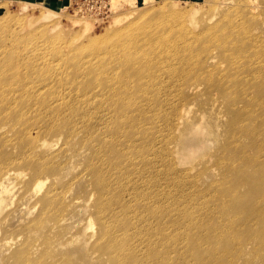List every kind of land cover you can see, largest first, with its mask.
I'll return each instance as SVG.
<instances>
[{
  "label": "rangeland",
  "instance_id": "1",
  "mask_svg": "<svg viewBox=\"0 0 264 264\" xmlns=\"http://www.w3.org/2000/svg\"><path fill=\"white\" fill-rule=\"evenodd\" d=\"M2 1H9L7 2L9 3L8 6ZM22 1L0 0V17L2 15L10 16L12 12L14 14L11 15L15 16L16 14L15 17H7L6 20L9 24L12 23L13 18L36 20L40 15L39 12L50 7L60 11L52 17V20L59 24L58 28L55 29L56 32L52 35L62 30L67 34L84 33L83 36L86 35L87 38L95 37L115 30L126 22L139 24L141 20L148 21L160 17L165 22L166 20L161 14L167 12L171 14L167 17L170 21H166L164 26L165 28L172 26L170 33L174 35L178 33L179 35L184 27L193 32H205L199 43L195 45L192 62L194 65L203 66L195 72L203 71L199 72L196 77H193L195 72L193 74L189 72L187 77L182 76V80L188 82L182 86L171 85L173 81L181 80V78L163 73L161 74L163 76L161 81L158 82L156 79L152 88L155 95L149 94L153 102L147 107V110L152 111V115L156 116L154 122L159 129L157 133L159 138L155 139L156 144L152 150L167 156L169 161L164 164L162 162L157 163L155 160L152 166L140 160L136 163V170L131 167L130 177L133 178L138 172L141 183L138 188H134L133 203L135 210L128 207L125 213H134L135 221L133 223L135 225V222H147L144 217H152L150 214L160 208L150 220L152 227L150 235L144 238V233L141 234L136 248L139 251H145L144 240H163L161 243L154 244L156 247L153 249L152 258L149 259V262L153 264H264V211L259 212L255 208L251 210L246 204L249 192L264 185V100L261 96L263 86L260 83L264 79L262 77L264 73L255 71L258 75L251 79L254 82L251 87H237L235 84L243 81L242 71L230 67L232 82L223 79L227 86L221 91H217L215 88L212 89V82L219 78L218 76L231 75L225 69L228 65L230 66V63L226 59L218 57L217 53H220L218 47L214 49L216 53L214 60H217V63H212L207 52H202L207 47L217 46L209 40L208 27L216 25L219 20L224 19L225 15L232 16V20L236 18L237 21L253 16L251 18L252 23L259 25L255 32L261 34L262 40H264V0H135L133 3L123 2V0H66L55 7L36 0H28L36 3L27 9H25L26 7L23 8L26 4ZM160 1L162 2L160 3ZM33 6L37 7L34 8ZM40 6H44L42 7L44 9ZM6 9L8 10L6 11ZM175 16L183 20L175 21ZM2 20L3 18L0 22ZM171 20L174 21V24ZM51 21H46L45 24L42 21H36L33 27L43 28V24L48 25ZM46 37L47 35H38L33 42L45 41ZM168 39L173 41L175 36H169ZM180 39L181 36H178L175 41ZM236 42L245 43L244 40L240 39H236ZM3 45L4 43L0 42V47ZM142 47L143 50L136 49L151 53L152 48L149 46ZM257 47H251L249 57L253 59L252 62H263L264 42L263 45H257ZM13 55V53H0V72L9 68L6 64ZM51 58H55L53 54H51ZM68 64L72 65L70 62ZM117 67L118 64L114 66L115 69ZM161 68L171 72L165 65L129 62L121 67L123 75L126 76L122 81L129 82L132 90L137 92L139 88L143 87V80L153 77H145L148 74L146 70L148 72L156 70V73L153 74L155 75L161 73ZM174 68H176L175 64L173 70ZM15 70L18 69L12 68L9 71L13 74L14 79L23 81L40 79L38 70H34V74H31L29 78H25L23 71ZM211 72L214 74L211 75ZM87 81L89 79L78 80L76 84L83 85ZM92 82L88 88L95 86V81L92 80ZM161 84L170 87L173 93L160 95L157 92V87ZM57 90L59 91L51 93L52 98L63 97L68 94L62 87ZM180 90L182 98L177 102H172L170 98L173 95L176 96ZM245 90L248 91L245 93ZM40 91L49 94L53 90L49 85H46ZM121 91V88L117 89L115 96H118ZM24 93H20L19 99L26 96ZM74 93L81 97L82 92ZM98 94H100L98 89H93L88 93V96L96 95L91 100L94 105L98 103ZM224 94L230 96L232 94V98L238 102L236 104L237 110H242L244 113L243 122L238 124V129L234 130L232 124V132L226 125ZM168 96L169 99H167ZM111 98L113 97L108 99ZM136 102H143L140 94H135L133 101L124 107L128 108ZM103 110L107 112L106 114L113 113L105 105ZM166 113L169 114V117L162 125L161 117ZM126 114L130 116L131 112L128 111ZM255 132L256 137L251 135ZM139 138L141 139L134 141L137 142V144L134 143L135 146L149 143L142 139L144 133L141 132ZM56 139L55 136H48V140H51L52 143H55V147H58ZM58 143L60 144L61 141ZM99 144L113 149L111 142L101 141ZM77 148L81 149L82 153H90L89 149H82L80 145ZM150 148L151 146H145L143 151L149 152ZM136 152L140 153L141 151L136 150ZM128 155L133 159L136 153L131 150ZM80 157L76 155L72 164L69 163L62 173L59 172L58 176L61 183L73 184V176L80 169H83V165L88 161L82 162ZM8 167L17 166L10 165ZM68 168H71L72 172H68ZM107 174L106 169L94 173V176L89 171V175L92 177L85 174L78 181L81 189L77 191L67 190L63 193V200L70 203V206L68 210H65L66 216L63 218L60 227L57 228L54 227V221L40 226L35 224L38 218L36 216L41 208L39 205L40 197L45 193L47 183L37 194H33L30 188L27 194L22 188V183L11 181L8 184L9 190L4 192L6 199L1 206L0 238L7 236L19 241L29 238L27 243L32 242L31 253L34 257H38L42 253L44 245L47 243L43 245V242L48 239L49 243H52V247L49 246L45 251L54 260L65 259L68 264L70 262L71 264L74 262H76L75 264H108L110 262L107 253L108 247L96 243L97 240H100V226L96 214L95 219H93L96 208L94 195L97 193L98 177ZM155 175L162 177L160 180L163 184L160 185V188L153 187L151 194L154 191L155 193L148 196L150 190L144 184L151 182L156 177ZM166 175H169L168 179H163ZM36 179L37 177L34 181ZM43 179L47 180L46 178ZM165 184H168L169 188ZM178 184L180 187L188 188L189 193L176 194L175 185ZM229 184L232 186V200L226 191ZM160 191L163 194H160ZM234 191L239 194L234 196ZM125 196L129 198L127 194ZM259 199L260 203L264 204V196H258ZM129 205L132 206V201ZM139 213H142L141 219H139ZM91 214L92 218L90 217ZM104 215L108 216L109 214L105 213ZM91 219L95 222L94 228L89 226ZM130 222L132 221L127 215L119 214L116 217V224H121L124 231L136 230L139 232L142 226L133 225L134 228H131ZM28 224H32L34 227L27 228ZM17 248L18 245L2 246L0 264H6ZM70 253L74 254L75 261ZM4 257L6 262L3 260ZM48 258L50 259V256ZM144 258L139 253L135 254L131 260H134L135 264H143Z\"/></svg>",
  "mask_w": 264,
  "mask_h": 264
},
{
  "label": "bare ground",
  "instance_id": "2",
  "mask_svg": "<svg viewBox=\"0 0 264 264\" xmlns=\"http://www.w3.org/2000/svg\"><path fill=\"white\" fill-rule=\"evenodd\" d=\"M124 1L133 3L135 0ZM4 2L2 1V3ZM22 2L26 4L23 6V8L26 7L25 9L36 3L28 0ZM8 4L6 5L8 6ZM33 7L31 8L33 9ZM58 12L60 11L47 7L39 12L40 15L36 20L32 18V20L14 19L13 17L16 14L13 16L11 15L14 14L13 12H8L11 14L7 17L13 16V20L10 18L13 24H9L6 20L7 17L4 15L0 17V20L3 18L0 22V42L4 43L0 47V53L14 54L7 61L6 66H9V68L0 72V212L6 199L4 192L9 190L8 184L11 181L22 183V188L27 194L29 188L33 194H37L47 183V189L40 197L39 205L41 208L36 216L38 218L35 224L40 226L54 221V227H60L63 218L66 216L65 210H68L70 206V203L63 200V193L67 190L77 191L81 189L78 181L82 175H89V171L93 175L106 169L108 174L98 177L99 184L97 193L94 195L96 208L93 219H95L96 214L100 226V240H97L96 243L108 247L107 253L111 264H135L131 258L139 253L145 257L143 264H146L152 258L153 249L156 247L154 244L161 243L163 240H144L145 251H139L136 249L138 238L143 233L144 238L150 235L152 229L150 220L158 213L160 208L155 211L156 213L154 212L155 214H150L152 217H144L147 222H135V225L142 226L139 232L136 230L124 231L121 224H116V217L119 214L127 215L132 221L130 222L131 228H134V213L127 214L125 210L128 207L135 210L133 203L134 188H138L141 182L138 172L133 178L130 177L131 167L136 170V163L140 160L152 166L155 160L157 163L162 162L164 164L169 161L167 156L161 155L159 151L152 150L156 144L155 139L159 138L157 135L159 129L154 122L156 116L152 115V111L147 110V107L153 102L149 94L155 95L152 89L156 83L155 81L156 79L158 82L161 81V78H163L161 74L167 73L170 74L169 76L181 78V80L173 81L171 85L178 84L182 86L184 83H188L182 80V76L187 77L189 72L193 74V72L203 67L198 64L194 65L192 62L195 45L199 43L205 32H193L184 27L179 35L178 33L175 35L170 33L172 26H169L170 28L164 26L166 21H170L167 17L171 14L167 12L161 14L166 20L165 22L160 19L161 17L148 21L140 19L139 24L126 22L115 30H110L95 37L87 38L86 35L83 36L84 33L67 34L62 30L52 35L59 25L52 20V17ZM174 18L175 21L183 20L178 16ZM251 18H241L237 21L236 18L232 20V16L225 15L224 19L219 20L216 25L208 27L209 40L217 46L207 47L202 52H207V56L212 59V63H217L218 61L214 60L216 57L214 49L218 47L220 53H217V55L230 63V66L228 65L225 69L231 73L230 76H218L219 78L214 79L215 81L211 85L212 89L215 88L217 91L224 89L227 84L223 79L232 82L231 68H236L242 71L243 74L241 75L243 81L235 84L237 87H251L254 84L251 79L258 75L255 71L264 73V61L252 62L253 59L249 57L251 47L256 48L257 45L261 46L264 42L262 40L263 36L255 32L259 25L252 23ZM36 21H42L44 24L46 21H51V23L48 25L43 24V28H36L33 27ZM171 22L174 24V21L171 20ZM38 35H47V37L45 41L33 42ZM169 36H175V40L178 36H181V39L170 41ZM236 39L244 40L245 43H238ZM142 46L152 48L151 53L136 49L143 50ZM51 54L55 57L54 59L51 58ZM69 62L72 65H69ZM129 62L165 65L171 72L161 68V73L153 75L156 70L154 72L146 70L148 74L145 77H153L143 80V87L134 92L129 82L122 81L126 76L123 75L121 67ZM116 64H118L117 69L114 68ZM174 64L176 68L173 70ZM12 68L18 69L15 71H23L25 78H29L31 74H34V70H38L40 79L36 81L14 79L13 74L9 72ZM202 71L195 72L193 77H196ZM213 74L214 72H211V75ZM128 76H131V74H128ZM262 77L264 78V74ZM82 79H89V81L83 85L76 84L78 80ZM92 80L95 81V86L88 88L93 83ZM260 83L263 86L261 96L264 100V79ZM46 85H49L53 90L49 94L40 91ZM61 87L68 94L63 97L52 98L51 93L58 92L57 89ZM120 88L122 91L118 96H115L117 89ZM93 89L100 91L98 103L95 105L91 100L96 95L88 96V93ZM170 91L171 88L165 84L157 87V92L160 95L172 94L173 91ZM21 92H25L26 96L19 99ZM74 92H82L81 97ZM135 94H140L143 102H136L128 108L124 107L133 101ZM224 96L226 125L232 132V124L234 130L238 129V124L243 122L244 113L242 110H237L236 104L238 102L232 98V94L231 96L224 94ZM109 97L113 98L108 99ZM169 98L168 96L167 99ZM180 98H182L181 90L178 91L176 96L173 95L170 100L177 102ZM130 99L131 101H129ZM104 105L113 113L106 114L107 112L103 110ZM128 111L131 112L130 116L126 114ZM168 117L169 114L167 113L162 115V125L165 124ZM141 132L144 133L142 139L149 143L135 146L137 142L134 141L141 139L139 138ZM49 135L57 138L56 145L58 147H55V143L48 140ZM251 135L256 137V132ZM101 141L111 142L113 149L106 148V145H100L99 142ZM78 145L82 149H89L90 153H82V150L77 148ZM145 146H151L149 152L143 151ZM6 147L9 150L5 149ZM135 149L143 153L136 152ZM131 150L136 153L133 159L128 155ZM75 154L82 157H80L82 162L84 160L88 161L83 165L84 168L73 176V184L65 185L60 182L58 174L60 171L62 173L69 163L72 164ZM10 165H16L17 167L10 168L8 167ZM77 166L79 167V165ZM67 170L72 172L71 168ZM36 177L37 179L34 181ZM168 177L169 175H166L163 179H168ZM161 178L156 176L151 182H145L144 186H148L150 190L148 196L155 193L154 191L151 194L153 187L160 188V185L163 184ZM165 185L169 188L168 184ZM175 186L176 194L189 193L188 188L180 187L179 184ZM226 188L232 200V186L229 184ZM159 193L163 194L161 191ZM125 194L129 198H126ZM238 194L237 191H234V196ZM248 195L246 199L247 206L251 210L255 208V210L263 212L264 204L260 203L261 198L258 200V196H264V185L257 187L256 190H251ZM131 201L132 206L129 205ZM141 208L143 207L141 206ZM105 213L109 215L106 216ZM90 217L92 218V214ZM141 218L142 213H139V219ZM93 219H91L89 226L94 228L95 222ZM1 226L2 222L0 220V229ZM32 227H34L32 224L27 225V228ZM61 230L64 229L61 228ZM13 239V237L7 236L0 238V249L5 245L9 247L18 245L14 255L12 253L7 262L5 257L3 258L6 264H68L65 259L57 261L47 254L45 249H48L49 246L52 247V243H49L48 239L44 240L43 245L47 243L38 257H34L31 253L32 242L27 243L29 238L22 241ZM70 254L73 258L74 254ZM48 256H50V259ZM148 264L153 263L149 262Z\"/></svg>",
  "mask_w": 264,
  "mask_h": 264
},
{
  "label": "crops",
  "instance_id": "3",
  "mask_svg": "<svg viewBox=\"0 0 264 264\" xmlns=\"http://www.w3.org/2000/svg\"><path fill=\"white\" fill-rule=\"evenodd\" d=\"M36 1L55 7V6H58L59 4H62L66 0H36Z\"/></svg>",
  "mask_w": 264,
  "mask_h": 264
}]
</instances>
